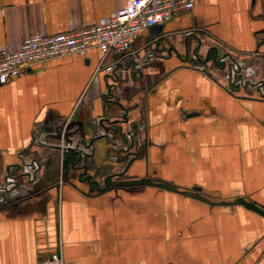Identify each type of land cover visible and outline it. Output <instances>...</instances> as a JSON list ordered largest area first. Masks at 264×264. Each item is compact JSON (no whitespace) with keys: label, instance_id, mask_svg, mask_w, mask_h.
Here are the masks:
<instances>
[{"label":"crops","instance_id":"0c3cea01","mask_svg":"<svg viewBox=\"0 0 264 264\" xmlns=\"http://www.w3.org/2000/svg\"><path fill=\"white\" fill-rule=\"evenodd\" d=\"M126 1L0 0V44ZM101 58L0 86V264H264V0H201Z\"/></svg>","mask_w":264,"mask_h":264},{"label":"built area","instance_id":"2783aa9c","mask_svg":"<svg viewBox=\"0 0 264 264\" xmlns=\"http://www.w3.org/2000/svg\"><path fill=\"white\" fill-rule=\"evenodd\" d=\"M200 1L127 0L99 21L71 25L67 30L53 34L38 29L25 36L17 48L0 44V86L17 78L31 64L75 54L84 55L92 48L102 54L99 67L111 72L113 65H104V58L110 52L119 55L129 52L136 37L147 28L162 25L191 11ZM134 68H140V63H136ZM143 128L144 125L138 126V129ZM49 261L50 264H64L58 249L51 253Z\"/></svg>","mask_w":264,"mask_h":264},{"label":"rangeland","instance_id":"374dc122","mask_svg":"<svg viewBox=\"0 0 264 264\" xmlns=\"http://www.w3.org/2000/svg\"><path fill=\"white\" fill-rule=\"evenodd\" d=\"M218 60V59H217ZM231 61H235L233 58H231L230 59ZM228 65H230L231 66V64H228ZM232 71L235 73V68H234V66H233V69H232V67L229 69V72H230V74H232ZM234 76V75H233ZM259 83H261V82H259ZM258 84V83H257ZM254 85V86H256V87H258V85ZM261 87H262V89H263V91H264V84L262 83L261 84ZM259 88V87H258ZM110 183H112V184H115V186L117 185V186H120L119 184H125V183H127V182H123V180H120V179H118V180H116V179H114V180H112V181H110ZM128 183H131L132 184V186L133 185H135L136 183H138V184H140V183H145V184H148V185H156V186H158V187H160V188H164V189H173V190H177L178 191V189H177V187L176 186H174V185H172V184H170L169 182H166V181H161L159 178H155V177H148L147 179H142V180H137V181H131V182H128ZM121 185V186H122ZM137 185V184H136ZM141 185V184H140ZM141 186H143V185H141ZM145 186V185H144ZM123 187H126V186H123ZM179 191H181V190H179ZM182 192L183 193H191L189 190H182Z\"/></svg>","mask_w":264,"mask_h":264},{"label":"trees","instance_id":"16d2710c","mask_svg":"<svg viewBox=\"0 0 264 264\" xmlns=\"http://www.w3.org/2000/svg\"><path fill=\"white\" fill-rule=\"evenodd\" d=\"M254 205H255V204H254ZM254 205H253V204H251V206H253V207L257 208V207H256V205H255V206H254Z\"/></svg>","mask_w":264,"mask_h":264}]
</instances>
